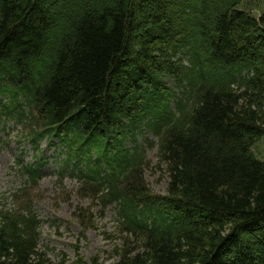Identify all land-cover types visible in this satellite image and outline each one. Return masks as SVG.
<instances>
[{"label": "trees", "instance_id": "trees-1", "mask_svg": "<svg viewBox=\"0 0 264 264\" xmlns=\"http://www.w3.org/2000/svg\"><path fill=\"white\" fill-rule=\"evenodd\" d=\"M244 1L0 0V122L58 138L117 205V264H264V12ZM150 133L165 196L138 169ZM31 206L0 205V264H48Z\"/></svg>", "mask_w": 264, "mask_h": 264}, {"label": "rangeland", "instance_id": "rangeland-1", "mask_svg": "<svg viewBox=\"0 0 264 264\" xmlns=\"http://www.w3.org/2000/svg\"><path fill=\"white\" fill-rule=\"evenodd\" d=\"M241 8L259 16L264 12V0H245ZM19 133V126L12 121L0 125L1 207L24 208L32 201L31 208L41 220L40 249L47 254L48 264H117L118 252L132 249L135 242L123 233L115 205L105 204L100 194L82 186L70 173L65 180L59 179V154L64 148L58 141L43 142L41 157L46 167L41 182L25 189L21 161L34 162L36 155L26 142L18 141ZM253 151L264 159V137ZM160 163L157 148L148 149L145 181L152 194L167 195L169 174Z\"/></svg>", "mask_w": 264, "mask_h": 264}]
</instances>
